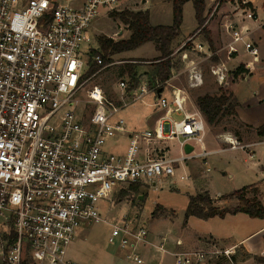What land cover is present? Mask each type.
I'll list each match as a JSON object with an SVG mask.
<instances>
[{
	"label": "built area",
	"instance_id": "1",
	"mask_svg": "<svg viewBox=\"0 0 264 264\" xmlns=\"http://www.w3.org/2000/svg\"><path fill=\"white\" fill-rule=\"evenodd\" d=\"M117 1L72 6L57 0H0V264H76L68 249L81 225L93 221L110 224L109 243L129 250L134 263L142 264L139 249L146 246L173 255L175 264L219 256L232 261L233 251L214 243L170 251L168 238L153 242L144 223L102 217L99 203L133 185L155 191L175 186L191 179L186 172L177 174L187 161L252 146L225 136L228 148L208 149L204 115L187 109L189 96L179 87L173 86L169 99L158 81L135 88L121 81L116 103L99 85L90 86L96 75L87 76L91 64L107 66L101 53H93L90 29L99 9L113 10ZM247 5V0L238 3L242 20H253ZM225 28L232 38L229 58L242 46L252 62L260 61L247 25L230 21ZM213 72L221 84L228 81L225 64ZM197 74L192 77L199 80ZM148 94L157 98L154 126L128 129L118 113L129 98L136 102ZM175 113L183 114L182 120L173 119ZM117 137L127 140L125 152L106 151L107 142ZM171 142L178 143L179 155H173ZM187 144L194 147L191 153ZM255 156L249 152L250 159ZM176 245L184 242L178 239Z\"/></svg>",
	"mask_w": 264,
	"mask_h": 264
},
{
	"label": "rangeland",
	"instance_id": "2",
	"mask_svg": "<svg viewBox=\"0 0 264 264\" xmlns=\"http://www.w3.org/2000/svg\"><path fill=\"white\" fill-rule=\"evenodd\" d=\"M57 1L64 5L79 6L85 0ZM133 1L118 0L113 10L121 11L128 7L140 10V7H148L153 24H173L174 0H147V5L142 3L144 0ZM214 1L215 4L210 8L207 19L204 16L205 21L202 25L196 18L194 2L190 1L184 5L182 32L173 46L175 52L172 56L175 69L171 79L164 84L161 83L162 86L167 87L163 91V95L169 99H172L173 86L185 90L189 96L187 109L190 112L200 110L196 101L198 97L206 94H230L231 103L238 104L233 87L236 83L233 71L237 67L230 68L228 81L223 84L218 81V77L213 72L214 68L223 64L220 59L223 53L219 50L224 47L227 40L220 39L217 32L213 33L212 26L214 24L220 29L226 19L233 18L235 7L238 6V3L242 4L244 0ZM113 10L106 7L99 9V15L93 21L90 29L93 49H100L99 37L105 36L118 40L129 38L131 35V31L124 23L111 16ZM206 10H208L207 4ZM198 26L200 27L194 31ZM189 35L190 37L187 38ZM154 45L155 43L150 42L136 50L113 56L112 63L98 69L95 77L89 83L90 86L99 85L110 100L118 103L121 97L119 88L121 81H126L131 88H135L140 83H144L146 80L149 82L151 79L156 59L160 57V52L158 55L156 54L157 49ZM184 46H186L185 50L180 51ZM130 68H134V74L129 72ZM249 68L251 70V67ZM257 71L259 69L256 67L253 72L257 73ZM196 72L199 80L195 76L192 77ZM250 74L251 72L248 75ZM134 76L137 79L140 78L138 83L133 80ZM128 101H130L129 105L123 108L116 118L124 119L130 130H144L150 127L157 114V108L154 105L157 98L153 94H148L143 100L132 102V99L129 98ZM183 116V114L175 113L173 119L180 121ZM204 118L207 124L205 140L210 150L228 148L230 145L226 143L225 136L238 138L242 144L254 139V136L250 134L251 130L245 129L237 116L232 113H224L223 117L213 123H210L205 115ZM125 144L124 138L117 137L107 142L105 150L110 153L123 152L126 148ZM172 145L173 155H179L178 143L173 142ZM245 158L246 154L241 150H227L212 153L206 160L187 161L184 168L181 165L177 169V174L181 175L186 172L192 176L191 180L182 181L177 178L179 181L175 186L167 184L159 191L143 187L141 193L143 196L146 195L144 200H141V195L136 193L128 196L114 195L113 200L99 203L100 212L103 218L112 223L126 216L133 224L144 223L150 230V239L153 242L157 243L164 237L169 239L166 247L170 251H177L176 241L178 239L184 242V249H196L214 243L219 250H226L235 242L263 228L264 218H253L240 212L228 214L223 218L217 216L203 219L191 216L186 221V211L190 195L209 190L210 193L220 197L254 184L253 182L256 181L254 174ZM208 168L211 171L207 172ZM231 174L235 176L230 177ZM233 203L231 199H228L221 205L228 207ZM158 205L162 206L161 211L159 215L154 216L153 212ZM111 230L112 227L108 222L83 223L68 249V258L76 264H130L124 256L125 253L122 252L123 249L109 243ZM248 241L250 244L258 246L257 248L262 247L264 234L250 238ZM244 253L245 251L240 249L239 258H242ZM167 256L163 264H175V258L171 255ZM204 263H208V261L201 264Z\"/></svg>",
	"mask_w": 264,
	"mask_h": 264
},
{
	"label": "trees",
	"instance_id": "3",
	"mask_svg": "<svg viewBox=\"0 0 264 264\" xmlns=\"http://www.w3.org/2000/svg\"><path fill=\"white\" fill-rule=\"evenodd\" d=\"M193 1L196 18L200 25L205 21L204 12L206 9V0H174V21L172 25H153L151 23L149 10H113L111 16L119 19L131 31L129 38L114 39L109 37H99L100 49H95L93 53H101L104 58V65L113 62V56L138 49L144 44L153 42L157 50L161 53L160 57L156 59L152 77L149 79V84L154 86L157 81L160 83L167 82L173 75L175 63L173 61V54L175 52L174 43L181 35L182 25L184 20V5L187 2ZM250 7V3L247 5ZM184 46L180 51L185 50ZM179 51V52H180ZM102 66L96 63L91 64V68L87 76L96 74ZM134 68H130V73L134 74ZM250 72V69L244 65H239L234 71L233 76L235 81L244 80ZM134 76L133 80L138 83V79ZM137 85V84H136ZM164 90L165 86L161 87ZM202 114H204L210 123L215 122L223 117L224 113H232L237 115V103H231L230 94H218L198 97L196 101ZM258 134L264 136V125L258 129ZM142 187L133 185L127 190L121 192V196H128L129 194H140ZM221 199H234L238 202L236 206L220 207L216 205V201L211 197L208 191L200 192L195 195H190L189 204L186 211V221L191 216H197L203 219L213 217H226L228 214L246 213L253 218H264V204L262 202V192L257 184L246 186L231 194L224 195ZM162 206L158 205L153 212L154 216L159 215ZM251 255L245 252L240 260H247ZM256 261L264 262V257H255ZM234 260H238L237 257Z\"/></svg>",
	"mask_w": 264,
	"mask_h": 264
},
{
	"label": "crops",
	"instance_id": "4",
	"mask_svg": "<svg viewBox=\"0 0 264 264\" xmlns=\"http://www.w3.org/2000/svg\"><path fill=\"white\" fill-rule=\"evenodd\" d=\"M132 1L133 0H131V2ZM247 1L248 3H250V8L253 10L255 14V19L242 20L244 17L241 12L242 11L241 7L237 6L235 7L234 16H232L233 18L226 19L225 22L223 21L224 24L220 29H218L217 26H214L213 24L212 31L213 33L217 32L218 37H220V39L227 40L224 47L221 48L219 51L223 53L220 58L221 62L225 64V66L229 68V70L230 68L232 69V67L234 68L238 67L241 64L246 65L248 68L251 67V71H250L251 74L248 75L242 81H236V83H234V86H233L235 88V91H234L235 95L238 99V104L236 108V112L238 115L237 118L240 120V122L242 123L245 129L251 130L250 134L254 136V139L252 141H249L246 143V144H252V146L246 149L247 151L243 149H238V150L239 151L241 150L243 153L246 154L245 161L249 164V168L252 170V173L254 174V179L256 181L253 183L257 184L262 192V202L264 204V143H262V140H264V136L262 137L258 134V129L264 125V0H247ZM84 2L82 1L79 6L83 5ZM133 2L136 3V1H133ZM147 2H148L147 0H144L142 3L147 5L148 4ZM206 4H207L208 10L205 11L204 16L207 19L209 10L212 7V5L215 4V1L206 0ZM147 8L140 7V10H149ZM128 9L135 10V9H132V7H128ZM150 18H151V14H150ZM230 21L235 22V23H240L241 25L245 24L247 25L248 28L251 29V38L256 43V45L260 48V61L255 62V63L252 62V57L247 54V52L243 49L242 46H240L239 53H234L232 57L229 58L228 44L232 41V38L227 33L225 25ZM151 23H152V18H151ZM153 25L156 26V25H161V24H153ZM199 27L200 26H198L194 31H196ZM190 35L187 36V38L190 37ZM154 46L156 48V45ZM158 53L159 51L157 50L156 54L158 55ZM256 67L257 69H259V71H257V73H254L253 71ZM153 95L155 96V94ZM156 118H157V115L152 120V125L148 128H152L154 126ZM125 145L127 148V140H126ZM125 150L123 152H125ZM250 151L251 152L254 151L256 153L255 159L249 158ZM234 176H235L234 174H231L230 177H234ZM191 179H192V176H191ZM208 192L210 193L209 190ZM210 195L216 201V205L220 207H225V205H221L223 201L224 202L228 201V200L221 199L224 195H221L220 197L219 195L217 196L212 193H210ZM141 197H144L141 200L146 199V195L145 196L141 195ZM231 202H234L233 205L231 206H236L238 204V202L234 199H232ZM263 234H264V227L252 233L251 235L246 236L244 239L238 242H235L231 246L227 247V249H231L234 253L232 256V261L225 256H219V257H216L210 260V262L208 261V263H204V264H264V262H258L255 259V257H264V245H262V247L260 246L259 248H257L258 246L252 245L248 241V239L250 240V238H254L256 236H262ZM163 239L164 238L160 239V241H158L157 243H160ZM168 242H169V239H168ZM176 247H177V250H181L183 248L177 245ZM240 249H243L245 252L249 253L251 257L247 260H240L241 258H239V255H238V252H240ZM139 250H140L139 251L140 258L143 260L142 264H155V262H158V264H163L164 261L168 257L167 255H171V254H163L162 252H160L159 250H157L156 248L152 246L141 247ZM122 252L125 253L124 256L130 262V264H138V263H134L131 259L128 258L129 250L123 249ZM235 257H237L238 260L235 261L234 260Z\"/></svg>",
	"mask_w": 264,
	"mask_h": 264
},
{
	"label": "water",
	"instance_id": "5",
	"mask_svg": "<svg viewBox=\"0 0 264 264\" xmlns=\"http://www.w3.org/2000/svg\"><path fill=\"white\" fill-rule=\"evenodd\" d=\"M159 94H161V90L159 91ZM193 149H194V147L192 145H190V144L186 145V152L187 153H191L193 151ZM142 198H144V197H140V199H142Z\"/></svg>",
	"mask_w": 264,
	"mask_h": 264
}]
</instances>
